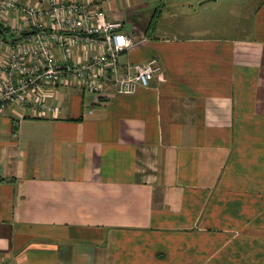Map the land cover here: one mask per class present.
<instances>
[{
  "label": "crops",
  "instance_id": "0c3cea01",
  "mask_svg": "<svg viewBox=\"0 0 264 264\" xmlns=\"http://www.w3.org/2000/svg\"><path fill=\"white\" fill-rule=\"evenodd\" d=\"M86 1L159 71L0 114V264H264V0Z\"/></svg>",
  "mask_w": 264,
  "mask_h": 264
},
{
  "label": "built area",
  "instance_id": "2783aa9c",
  "mask_svg": "<svg viewBox=\"0 0 264 264\" xmlns=\"http://www.w3.org/2000/svg\"><path fill=\"white\" fill-rule=\"evenodd\" d=\"M13 15L23 26H10L17 40L0 37V114L11 106L44 111L34 92L46 86L77 85L92 96H100L104 82L114 86L117 96H132L146 88L159 71L156 59L118 69L119 56L134 41L122 34V23L107 19L98 5L79 0H0V25L8 26ZM30 32L22 37L23 32ZM85 45L93 54L82 59L71 55V46ZM53 48L63 61L54 57ZM1 52H3L1 54Z\"/></svg>",
  "mask_w": 264,
  "mask_h": 264
},
{
  "label": "trees",
  "instance_id": "16d2710c",
  "mask_svg": "<svg viewBox=\"0 0 264 264\" xmlns=\"http://www.w3.org/2000/svg\"><path fill=\"white\" fill-rule=\"evenodd\" d=\"M7 33H8V30L6 29V28H4V27H2L1 25H0V37L1 38H3L4 40H6L7 42H13V41H15V40H17V38L15 39V38H9V40H7V38H6V35H7ZM30 32H23L22 34H21V36L22 37H25L27 34H29Z\"/></svg>",
  "mask_w": 264,
  "mask_h": 264
}]
</instances>
